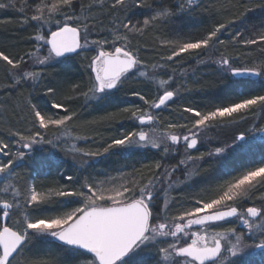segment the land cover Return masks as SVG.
Masks as SVG:
<instances>
[{
  "label": "snow or ice",
  "instance_id": "obj_1",
  "mask_svg": "<svg viewBox=\"0 0 264 264\" xmlns=\"http://www.w3.org/2000/svg\"><path fill=\"white\" fill-rule=\"evenodd\" d=\"M80 3L78 12L74 5ZM198 0H175V6L165 5L152 9L142 20L121 19L132 7H148L144 0H91L85 7L83 0H40L25 7L22 24L35 22L36 30L29 39L31 49L22 55L11 56L0 50V62L10 81L5 89H16L31 83L38 85L56 64H65L75 56H84L89 50L95 52L87 63L88 80L86 91L76 84L71 94L56 100L60 90L47 87L46 96L52 97L50 109L62 110L64 115L50 114L44 106H37L31 98H25L21 107L28 113L23 131H10L19 146L13 152L9 143L0 139V264H61L50 259L28 257L30 245L37 240L52 239L62 250L77 258L78 264H145L140 256L144 252L155 254L154 264H249L248 258L264 255V156L242 165L235 175L216 186L205 199H198L191 207L173 212L174 197L170 191L191 181L199 174L200 162L205 158H226L233 155H249L257 135L264 140V92L237 94L223 104L208 110L185 107L183 123H169L161 127L159 116L152 110L167 106L179 95L175 81V69L167 79H161L159 69L167 62L179 63L187 55L198 58L200 64L212 59L217 45H224L222 31L230 25L243 21L248 12L264 8V0H247L243 10L227 22L220 21L203 37L196 40H161L168 54L159 61L146 64L140 56V48L133 46L132 36H143L162 22L176 15L190 12ZM16 7L15 0L0 2V9ZM94 7L107 9L111 20L108 36L92 39L93 32H103V22L90 15ZM28 12L32 14L29 15ZM236 32L233 43L258 46L264 53V30L249 38L241 39ZM86 59L88 57L85 56ZM29 61L32 63L29 64ZM217 64L222 73L231 77H259L264 82V60L251 66H236L234 58L221 52ZM143 69V70H142ZM143 77L157 86V96L149 101L138 92L147 106L126 108L127 118L138 123L135 130L110 138L95 151L78 147L73 143L65 155L71 154L74 162L87 166L89 161L109 154L132 153L137 149H159L164 157L183 147V158L174 164L156 161L154 166H145V174L139 170L120 172L104 180L87 178L76 181L78 187L64 184L46 190L34 183L23 182L17 172L22 162L31 159L29 152L34 145L57 147L62 137L79 142L92 137L73 135L78 114L70 110L69 102L82 95L86 100L103 101L118 92L135 76ZM236 83H241L236 81ZM162 89V94L160 90ZM11 95V93H9ZM0 104V111H4ZM114 114H109V118ZM260 116L261 123L251 128L233 132L230 142H224L208 152L191 154L208 133L222 126L237 127L249 118ZM147 126V127H144ZM50 137H54L50 138ZM24 150H28L27 152ZM60 159L51 153L53 163ZM192 165V167H189ZM186 170V180L174 174ZM73 181V176H66ZM258 200L257 204L255 201ZM251 202L252 206H246ZM242 226L238 231L235 225ZM226 225H234L227 227ZM258 241L248 244L246 241Z\"/></svg>",
  "mask_w": 264,
  "mask_h": 264
},
{
  "label": "trees",
  "instance_id": "obj_2",
  "mask_svg": "<svg viewBox=\"0 0 264 264\" xmlns=\"http://www.w3.org/2000/svg\"><path fill=\"white\" fill-rule=\"evenodd\" d=\"M9 3L10 0H0ZM40 0H15L16 7L0 9V50L5 51L11 56L22 55L31 49L33 41L29 39L36 30L35 22L22 24L24 14L19 12L21 6L26 11L29 5L33 7ZM139 0H137V3ZM247 0H199L194 8L187 13L176 15L169 20L160 22L156 28L147 30L143 36H132L133 46L140 48V56L146 64H153L161 59V55L168 54L167 49L161 45V40H196L203 37L218 22H227L235 15L239 14L242 6ZM85 7L91 0H83ZM148 7H132L127 13L120 14L121 19L125 16L128 19L142 20L152 13V9L162 8L165 5L174 7L175 0H144ZM80 11V3L74 5ZM31 15V12H28ZM91 16L103 22V32H93L92 39H100L108 36V29L111 28V20L114 17L108 15L107 9L101 11L99 7H94ZM264 30V8H255L247 13L243 21H237L230 25L228 30L222 31L220 39L225 41L224 45H217V51L212 54V59L207 63L200 64L198 58H190L187 55L179 63L167 62L168 66L159 69L157 75L161 79H167L173 74L175 69L176 85H179V95L173 101L168 102L167 106H162L153 112L159 116L161 127L167 129L169 123H183L181 119L185 107H194L198 110H208L214 105L225 103L229 99H235L240 92L247 91L248 94L264 92V82L258 78L251 77H231L222 73L219 66L212 61L217 59L221 52H226L234 58L236 66L243 64L251 66L264 60L258 46H244L239 41L233 43V36L236 32H242L241 39L249 38L253 34ZM95 52L89 50L84 56H75L65 64H56L49 68L44 79L33 86L31 83L16 89H5L9 84L8 75L0 62V104H4L5 110L0 111V139L9 143L13 152L16 151V138L10 135V131H23L30 127L26 123L28 113L21 107L25 98H31L37 106H44L50 114L64 115L62 110L50 109L52 97L46 96L47 87H57L60 94L55 98L61 100L64 94H71L74 85L80 84L81 88L77 92L86 91L84 87L88 80L89 72L87 63ZM88 57V59L85 58ZM240 81L241 83H236ZM138 92L145 99L151 101L157 96L156 84L146 81L138 75L130 79L118 92L103 101L86 100L82 95L69 102L70 110L78 114L76 121L77 127L73 129V135L89 136L92 139L76 142L61 140L57 147L42 144L37 145L29 152L31 159L22 162V166L17 168V172L23 182L34 183L38 189L46 190L51 187H58L67 184L69 187H78L76 181L83 182L84 178L89 181L104 180L108 177L116 176L120 172L131 173L139 170L147 174V167L154 166L156 161L167 164L168 157L162 160V152L159 149H137L132 153L109 154L89 161L87 166H80L73 161L72 155H65L60 149L68 150L76 143L78 147H84L95 151L112 137H117L122 133L130 132L138 127V123L127 118V113L123 112L126 108H143L147 110L139 96L133 95ZM11 93V95H9ZM162 94V89L160 93ZM120 113V115H118ZM109 114H114L109 118ZM261 118H249L247 123H242L237 127L222 126L209 132L213 140V148L221 146L224 142H230L233 132L243 131L251 128L253 124H260ZM53 138L54 137H50ZM212 148V149H213ZM208 152V149H200ZM56 153L60 159L53 163L49 160L50 154ZM264 156V140L257 135L253 141L249 155H233L226 158H205L200 162L199 174L195 175L191 181H186L183 185L171 191L174 197L172 211L177 212L182 208L191 207L198 199H205L217 185L230 179L235 175L242 165H248L251 160H259ZM6 159V158H4ZM176 163V161L174 162ZM173 163V164H174ZM73 176V181H68L66 176ZM0 177V181H2ZM257 204L258 200L255 201ZM246 206H252L251 202H246ZM238 225V224H237ZM235 225L239 230L238 226ZM231 227L234 225H226ZM248 244L254 242L248 240ZM28 257L31 259H50L60 261L61 264H78L77 258L72 254L62 250L58 242L47 239L37 240L30 245ZM155 254L144 252L141 254V261L145 264H154ZM249 264H264V255L257 252L256 255L248 258Z\"/></svg>",
  "mask_w": 264,
  "mask_h": 264
},
{
  "label": "rangeland",
  "instance_id": "obj_3",
  "mask_svg": "<svg viewBox=\"0 0 264 264\" xmlns=\"http://www.w3.org/2000/svg\"><path fill=\"white\" fill-rule=\"evenodd\" d=\"M31 63L32 62L29 61V64H31ZM152 111H154V110H152ZM118 115H120V113ZM144 127H147V126H144ZM208 137L209 138L204 139L200 144H198L197 148H198L199 151H197V150H191V154L198 155L199 152H203V150H200V149H208V150H211L213 148V144H212L213 143V140L210 137L209 133H208ZM61 140L67 141V140H70V138L62 137ZM35 146H37V145H34V147ZM15 147H16V151H17L18 148H19V146L18 145H15ZM177 147H178L179 150L177 152H175V153L172 154L175 157V159L168 158L169 159V162L167 164H173L175 161L177 162L178 159H182L183 158V147H182V145L181 146H177ZM144 149H146V148H144ZM24 151L27 152L28 150H24ZM4 158L5 157L0 156V159H4ZM189 167H192V165H189ZM176 177H179L181 180H186V170H183V171L178 170L177 173L174 174V177L173 178L175 179ZM171 191H170V193H171ZM237 226L240 229L242 228V226H240V225H237ZM256 251L259 252V249H257Z\"/></svg>",
  "mask_w": 264,
  "mask_h": 264
},
{
  "label": "water",
  "instance_id": "obj_4",
  "mask_svg": "<svg viewBox=\"0 0 264 264\" xmlns=\"http://www.w3.org/2000/svg\"><path fill=\"white\" fill-rule=\"evenodd\" d=\"M198 1H199V0H198ZM251 78H258V77L252 76Z\"/></svg>",
  "mask_w": 264,
  "mask_h": 264
}]
</instances>
